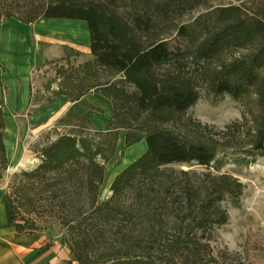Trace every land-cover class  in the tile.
Instances as JSON below:
<instances>
[{"label":"trees","instance_id":"1","mask_svg":"<svg viewBox=\"0 0 264 264\" xmlns=\"http://www.w3.org/2000/svg\"><path fill=\"white\" fill-rule=\"evenodd\" d=\"M209 1L0 0V24L86 21L91 55L73 64L81 54L66 50L42 67L53 66L55 76L35 102L64 97L70 106L52 130L63 132L40 146V162L10 179L6 198L17 212L10 217L17 234L35 230L33 216L54 219L64 232L66 264H242L212 246L228 221L225 203L236 205L243 192L237 178L214 172L217 152L234 147L231 134L186 114L200 90L213 100L227 95L245 110L243 153L264 152V0L224 7ZM233 52L241 55L223 58ZM90 94L111 103L103 129L89 118L100 112ZM2 107L0 98V179L8 168ZM121 130L126 148L144 141L145 150L101 198Z\"/></svg>","mask_w":264,"mask_h":264},{"label":"rangeland","instance_id":"2","mask_svg":"<svg viewBox=\"0 0 264 264\" xmlns=\"http://www.w3.org/2000/svg\"><path fill=\"white\" fill-rule=\"evenodd\" d=\"M11 1L21 3L25 0ZM240 2L239 0H210L208 6L224 7L230 3L239 5ZM203 9H196L192 14L186 15L184 20L192 17V15H197ZM15 16H18V13ZM239 55H241V52H233L225 54L223 58L231 59ZM81 59V56L72 57L70 62L77 64V61ZM40 70H42L41 73H37V75L31 74L29 89L31 107L23 109L8 108L7 103H3L2 107L3 117L7 119L8 138L14 128L13 138L18 144V148L25 146V148H28L32 152L35 151V148L40 150L39 146H42L57 134L63 132V128L58 129L56 131L57 134L52 132L58 119L51 125L48 131L44 130L40 133L37 132L38 130L34 127L35 125L27 123V121H30V116L48 105L41 104V101L35 102V100L39 98V91L42 90L44 92V87L53 81L55 76L54 67L47 66ZM6 95H8V92L5 93V98ZM90 95L88 96L91 103L101 108L100 112L95 113L94 118L103 119L108 108V103L97 99L93 94ZM244 111L239 101L227 95L213 100L206 97L205 92L200 90L198 101L188 109L186 115L195 123L198 122L213 132H230V142L234 147L225 149L224 152H217L216 158L219 161V168L214 172L216 174H229L237 178L243 185V192L238 203L236 205L230 202L225 203L228 221L216 230V239L212 246L215 249L225 248L231 253L232 257L235 255L239 256L242 264H264V152L262 154L254 153L253 156H246L243 153L245 151ZM96 119L92 123L94 127L99 125ZM236 123H242L243 127L240 126L236 129V127H233V124ZM229 126H232V129L228 130ZM119 132L121 136L124 130ZM37 134L38 136L36 137ZM144 149L145 145L143 142L136 143V145L127 148L123 143V145L118 146L115 155L106 164L107 171L110 170L113 175L139 157L144 152ZM7 164L8 168L3 172L0 179V187L6 192L5 194L8 192L7 187L12 175L31 168V166L26 165L27 163H24L22 160L19 161V164L16 163V165H9L8 162ZM183 168L187 169L185 166ZM190 169H195L198 173L204 171V168L198 166H193ZM210 171H213V169H210ZM99 193L101 198H105L109 193V185L100 186ZM32 218L35 219V230L52 232V235L58 239L64 236V232L59 228L54 219H37L34 216Z\"/></svg>","mask_w":264,"mask_h":264},{"label":"crops","instance_id":"3","mask_svg":"<svg viewBox=\"0 0 264 264\" xmlns=\"http://www.w3.org/2000/svg\"><path fill=\"white\" fill-rule=\"evenodd\" d=\"M66 50H73L81 54L82 59L78 60L77 64L91 59L86 21L65 18H39L30 24L15 19H8L1 23L0 98L2 102L7 103L8 108L23 109L31 107L29 92L31 71L37 68L41 69L47 61L63 58ZM6 92H8V95L5 98ZM42 92V90L39 91L40 94ZM93 95L97 99L108 103L103 119L99 120L97 118V121L94 118L97 112L89 117L92 123L96 119L97 124H99L96 125L98 129H103L112 115V106L110 101L98 94ZM89 96L86 98L91 103ZM91 104L101 110L98 106ZM69 106L70 103L67 99L58 97L30 116V121H27V123L35 125L34 127L39 133L44 130L48 131L51 125L67 111ZM4 121V143L9 165L19 164V161L22 160L31 168L36 166L40 162L38 149L35 148V151L32 152L22 145V148H18V144L13 138L14 128L8 138L6 117ZM124 135L125 131L121 136L119 134L113 156L118 146L123 145ZM140 142L144 143V141ZM126 166L113 175L109 170L110 177L107 180V167L105 165L102 184L106 182L110 186L116 174ZM5 193L3 188L0 187V264H65L69 258V251L66 248L64 236L58 239L52 235V232L39 230H33L31 233H16L15 227L10 222V217L17 215V212L8 204Z\"/></svg>","mask_w":264,"mask_h":264},{"label":"built area","instance_id":"4","mask_svg":"<svg viewBox=\"0 0 264 264\" xmlns=\"http://www.w3.org/2000/svg\"><path fill=\"white\" fill-rule=\"evenodd\" d=\"M41 71H42V70H40V69H38V70L33 69V70L31 71V74H32V75H33V74L37 75V73H41Z\"/></svg>","mask_w":264,"mask_h":264},{"label":"bare ground","instance_id":"5","mask_svg":"<svg viewBox=\"0 0 264 264\" xmlns=\"http://www.w3.org/2000/svg\"><path fill=\"white\" fill-rule=\"evenodd\" d=\"M11 170V169H10ZM110 177V174H109V171H107V180H108V178ZM103 186H106L107 185V183L106 182H104L103 184H102ZM101 185V186H102Z\"/></svg>","mask_w":264,"mask_h":264}]
</instances>
